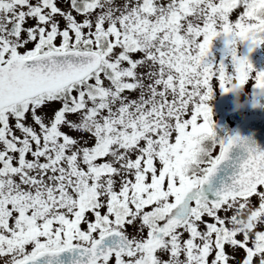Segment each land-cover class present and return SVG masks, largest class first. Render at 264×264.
I'll list each match as a JSON object with an SVG mask.
<instances>
[{
  "label": "snow or ice",
  "instance_id": "obj_1",
  "mask_svg": "<svg viewBox=\"0 0 264 264\" xmlns=\"http://www.w3.org/2000/svg\"><path fill=\"white\" fill-rule=\"evenodd\" d=\"M241 45L264 0H0V264H264V149L209 103L264 89Z\"/></svg>",
  "mask_w": 264,
  "mask_h": 264
},
{
  "label": "rangeland",
  "instance_id": "obj_2",
  "mask_svg": "<svg viewBox=\"0 0 264 264\" xmlns=\"http://www.w3.org/2000/svg\"><path fill=\"white\" fill-rule=\"evenodd\" d=\"M117 2H119V0H117ZM60 6L64 7L63 4H61ZM34 23V21L29 19L27 21V26H32ZM61 27H63V22L61 23ZM29 47H31V45H29ZM223 49V38H220L214 42L213 57L216 61H219L223 57ZM240 53L249 57L254 69L257 72L264 71V47H260L252 52H249L248 46L241 45ZM141 71L144 70L142 69ZM212 83L216 93L214 98L209 103L210 107L213 110L214 123L217 125L215 131L219 137H227L229 135H232V133L235 132L237 127L244 120L248 119L252 114L258 113L260 112V110L262 111L264 109V107L255 106L254 89H246V96L242 97V100L247 101V107L238 109L235 103V95L232 93H224L220 91L218 87V81H216L215 79L212 81ZM247 87L248 86H246V88ZM249 97H252L253 99H249ZM29 123H31V121H29ZM64 131L67 132L68 129H64ZM16 134L20 135L18 131L16 132ZM71 135L75 136L76 134L71 133ZM214 154H218V149ZM28 158L31 159L30 156ZM221 215H223V213H221ZM129 231H132V229L129 228ZM165 259H167V257H165Z\"/></svg>",
  "mask_w": 264,
  "mask_h": 264
},
{
  "label": "water",
  "instance_id": "obj_3",
  "mask_svg": "<svg viewBox=\"0 0 264 264\" xmlns=\"http://www.w3.org/2000/svg\"><path fill=\"white\" fill-rule=\"evenodd\" d=\"M236 135L248 140H254L261 149H264V118H251L242 124L233 136ZM236 152L239 153V149H237Z\"/></svg>",
  "mask_w": 264,
  "mask_h": 264
},
{
  "label": "clouds",
  "instance_id": "obj_4",
  "mask_svg": "<svg viewBox=\"0 0 264 264\" xmlns=\"http://www.w3.org/2000/svg\"><path fill=\"white\" fill-rule=\"evenodd\" d=\"M229 93H232L236 97V106L238 109H243L247 107V101L242 100V97L246 96V88L242 87L240 85H234ZM249 99H253L252 97H249ZM255 106L256 107H264V89L257 90L255 97ZM254 141V140H250Z\"/></svg>",
  "mask_w": 264,
  "mask_h": 264
},
{
  "label": "flooded vegetation",
  "instance_id": "obj_5",
  "mask_svg": "<svg viewBox=\"0 0 264 264\" xmlns=\"http://www.w3.org/2000/svg\"><path fill=\"white\" fill-rule=\"evenodd\" d=\"M251 116H252V117H253V116L264 117V109H263L262 111L260 110V112H258V113H254V114H252ZM251 116H250V117H251Z\"/></svg>",
  "mask_w": 264,
  "mask_h": 264
}]
</instances>
